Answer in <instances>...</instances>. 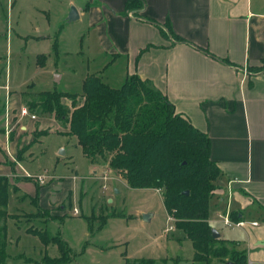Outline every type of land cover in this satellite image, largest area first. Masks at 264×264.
Segmentation results:
<instances>
[{
  "label": "crops",
  "instance_id": "1",
  "mask_svg": "<svg viewBox=\"0 0 264 264\" xmlns=\"http://www.w3.org/2000/svg\"><path fill=\"white\" fill-rule=\"evenodd\" d=\"M128 1L70 0L68 7L70 12L75 8L77 19L69 21V12L65 21L80 23L95 55L106 64L95 75L122 85L129 77L139 76L209 136L211 157L221 170L211 204L215 202L218 216L224 210L230 219L233 215V223H245L232 229L240 232V239L232 242L216 230L219 239L234 243L247 264H264V71H259L264 60V0H133L131 9ZM31 10L33 17L46 19L49 26L51 12ZM35 34L39 43L58 41V32L52 36L45 24L37 26ZM115 69L119 74L107 76ZM53 75L51 90L61 91L63 75L58 71ZM32 89L36 90L27 91ZM10 91L8 85H0V176L7 177L37 208L31 214L51 211L58 204L64 211L62 204L74 193L80 208L83 181L55 172L46 185L37 179L49 170L37 168L35 153L44 141L34 146V135L49 128L42 121L55 120L20 118V132L12 128L13 120L8 135L5 115L11 97L18 110L17 98ZM22 94L19 107H23ZM90 166L91 173L99 169ZM64 217L65 212L54 219ZM41 222L46 227L49 221Z\"/></svg>",
  "mask_w": 264,
  "mask_h": 264
},
{
  "label": "rangeland",
  "instance_id": "2",
  "mask_svg": "<svg viewBox=\"0 0 264 264\" xmlns=\"http://www.w3.org/2000/svg\"><path fill=\"white\" fill-rule=\"evenodd\" d=\"M69 1L0 0V85H8L10 92L17 98L18 110L13 108V97L11 106L6 105L8 112L5 110L6 125L8 121L13 125L14 120L16 123L12 128H16L17 132L21 131L20 126L23 124H17L21 121V110L25 108L18 106L23 92L31 88L36 89H32L33 92L51 90L55 80L53 72L58 71L63 75L61 91L82 94L87 76L106 65L102 63L101 57L95 55L96 49L90 45V40L88 42L89 37L81 29L80 23L65 21V15L70 12ZM33 7L46 8L51 12L49 26L46 19L41 21L33 17ZM19 11H22L21 17ZM42 24L52 36L58 32L55 35L58 41L39 43L33 38L37 26ZM21 37L28 39L22 40ZM110 74L116 76L119 73L115 69L107 76ZM6 81L8 84H4ZM104 82L112 83L113 87L122 85L108 78H104ZM0 103L1 116L3 103ZM41 123L47 124L49 128L37 131L34 146L44 141L42 147L38 148L39 152L35 153L39 156L38 170L50 171L44 173V185L51 182L54 172L57 176L76 177V182L83 181L81 206L79 208V197L74 193L62 204L64 211L58 204L51 211L31 214L37 212V208L16 186L11 188L6 247L8 264H41L45 255L52 258L60 255L57 246L45 247L39 237L28 233L27 229L31 227L47 228L52 235L66 241L71 253L68 264H126L127 258L133 264L142 261L151 264H207L194 259L192 242L175 228V221H169L173 217L165 210L159 192L130 189L124 179L112 172L107 164L98 166V171L91 173L90 163L82 148L67 136L61 123L58 120ZM117 189L119 194H116ZM109 200L113 203L109 204ZM76 210L78 214H75ZM63 212L64 218L54 219ZM217 214L214 202L210 207L209 218L213 230L221 232L222 238L232 242L240 239V232L224 225L223 219ZM221 214H224V210ZM145 216H150L149 221ZM42 220L49 221L46 227ZM169 226H173L174 230L167 231ZM232 242L229 247L234 244ZM227 260L210 257L209 264H225Z\"/></svg>",
  "mask_w": 264,
  "mask_h": 264
},
{
  "label": "trees",
  "instance_id": "3",
  "mask_svg": "<svg viewBox=\"0 0 264 264\" xmlns=\"http://www.w3.org/2000/svg\"><path fill=\"white\" fill-rule=\"evenodd\" d=\"M133 2L128 1L129 9ZM259 71H264V60ZM22 98L31 115L58 120L92 165L107 164L132 190L159 192L175 228L192 242L197 262L209 264L212 257L228 259L225 264H247L245 254L213 236L210 204L221 170L211 157L209 136L147 81L134 75L113 88L94 74L84 81L82 94L30 90ZM11 187L9 179L0 176V264H8ZM27 232L39 237L45 247L54 245L59 250L58 257L45 255L41 264L71 261L69 245L60 236L32 227ZM126 264L133 262L128 259Z\"/></svg>",
  "mask_w": 264,
  "mask_h": 264
},
{
  "label": "built area",
  "instance_id": "4",
  "mask_svg": "<svg viewBox=\"0 0 264 264\" xmlns=\"http://www.w3.org/2000/svg\"><path fill=\"white\" fill-rule=\"evenodd\" d=\"M20 116H21V118H25V117H30L31 119H33V120H35L36 119V116H34V115H31L30 113H29V111L26 109V108H23L22 110H21V114H20ZM10 123H9V121L7 122V128H6V130H7V133H8V135H9V132H10ZM38 179V181L41 183V184H43L44 185V183H45V179H46V175H42V176H40V177H38L37 178ZM75 214H78V211L76 210L75 211ZM219 218H221V219H223V223H224V225H226V226H228V227H230V228H234V227H244V225H245V223H242V222H240V223H233L232 221H231V219H230V216H229V213H226V214H220L219 215ZM169 221H173L174 222V220H173V218H169ZM172 222V223H173ZM252 225L253 226H258V223H252ZM174 230V228H173V226H169L168 227V229H167V231H173Z\"/></svg>",
  "mask_w": 264,
  "mask_h": 264
},
{
  "label": "water",
  "instance_id": "5",
  "mask_svg": "<svg viewBox=\"0 0 264 264\" xmlns=\"http://www.w3.org/2000/svg\"><path fill=\"white\" fill-rule=\"evenodd\" d=\"M76 19H77V13H76L75 8L73 7V8H71V12H70V15H69V21H73V20H76ZM185 194L188 195L189 193L186 192ZM110 202H111V200H110ZM145 219L147 221H149L150 216H145ZM213 236H214L215 239H219L220 238V234L216 230H213ZM228 264H232V263H228Z\"/></svg>",
  "mask_w": 264,
  "mask_h": 264
}]
</instances>
